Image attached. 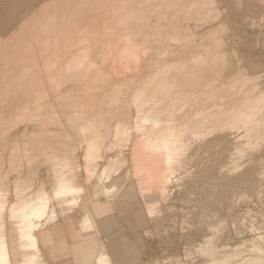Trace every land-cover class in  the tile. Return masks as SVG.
<instances>
[{
  "label": "bare ground",
  "instance_id": "obj_1",
  "mask_svg": "<svg viewBox=\"0 0 264 264\" xmlns=\"http://www.w3.org/2000/svg\"><path fill=\"white\" fill-rule=\"evenodd\" d=\"M100 4L111 12L108 17L97 9ZM214 5V0H0V32L9 35L0 39V136L8 142L0 148L7 151L9 144L11 162V185L0 183V264H130L123 254L131 236L126 225L144 228L142 234L151 238L175 233L155 250L167 258L155 255L140 264H264V223L252 209L264 207L263 79L261 73L245 75L244 68L221 76L218 68L229 61L225 55L221 60L227 51L221 53V45L218 50L224 42L217 38L229 27H222ZM95 6L96 20L89 12ZM64 13L68 22L73 19L69 33L62 29ZM83 13L94 23L105 15L112 26L103 22L109 32L100 31L109 37L113 27L118 38L113 32L107 40L100 31L94 35L88 25L86 32L102 39L82 38ZM43 17L52 19L42 22ZM214 19L224 29L217 37L210 30ZM203 26L211 32L203 28L204 42L212 46L198 41ZM54 31L61 35L54 38ZM62 33L70 38L60 41ZM1 109L8 112L3 121ZM42 151L53 165L45 163ZM36 154L52 165L51 188L41 179L33 183L32 168L21 175L22 159H28L26 170L43 163ZM80 169L93 190L88 209L80 208L86 193L77 181ZM190 218L196 226L191 233L184 227ZM115 221L122 233L111 229Z\"/></svg>",
  "mask_w": 264,
  "mask_h": 264
},
{
  "label": "rangeland",
  "instance_id": "obj_2",
  "mask_svg": "<svg viewBox=\"0 0 264 264\" xmlns=\"http://www.w3.org/2000/svg\"><path fill=\"white\" fill-rule=\"evenodd\" d=\"M216 1V2H215ZM219 1H220V5H219ZM263 1V0H262ZM260 2V0H258V1H256V0H214V3H216V5H214L213 6V8H214V10H216V9H218V11L220 12V10L222 11L223 10V13L222 12H220V14H219V12H217V11H215L214 13H217L216 15L218 16V17H221L220 19L219 18H217L218 20H219V22L220 21H222V22H220V23H222V27L223 28H225V27H229V29H228V31L230 32V34H229V32H227V29H223L225 32H226V34H225V32L223 31V30H221L222 28H220L221 27V25H220V23L219 22H217L218 20H215V21H212V23H211V25H210V23H208V24H206V26L208 27V25H210V26H216V25H214V24H217L219 27H215L216 28V30H215V28H214V30L212 29V27H210L209 29L212 31V33L213 34H211V32H209L210 30L208 29H206V26H203L202 27V29L200 30V32H202V30H203V28L204 29H206L207 30V32H206V30H203V32H204V34L205 33H208V34H211L212 36H214L215 34H216V36L215 37H217V33L218 34H220L219 33V31H223L224 32V36H222V33H221V36L220 35H218V41H221L223 44H221L220 42H218V44H217V48H218V50L219 51H221L222 50V48H223V51H221V53L222 52H224V50L225 51H227V53L226 52H224V53H222V55H221V60H225V58H224V55H225V57H226V59H227V61H225V62H228L227 64H225V65H223L222 67H223V69L225 68V66L227 67V68H225L224 70H222V69H220V68H222L221 66L218 68V70H220V74H222L221 76H223L224 78H227V77H231V76H233V75H235V74H237V72H239L240 70H241V68L243 69H245L246 71L244 72V69H243V73L246 75H252V76H256L257 74H258V76H259V73H261L260 74V76L258 77V79L259 80H261V79H263V80H261L260 82H262V83H260V82H257L258 80H255L257 83H260V84H262L261 86L262 87H264V58H263V55H264V2ZM59 2V1H58ZM245 2V3H244ZM225 3H228L227 5H225ZM255 3H258V4H255ZM253 4H254V7H253ZM259 4H261V11L258 9V7H259ZM101 5V4H100ZM100 5H98V6H100ZM103 5V4H102ZM100 6V7H98V6H95V7H93V8H91L90 10H89V12L90 13H92L93 11H91V10H96L95 8H97V9H99V10H101L102 9V12H103V10H104V12L103 13H105V8H106V6ZM257 5V6H256ZM216 6V7H215ZM224 6V7H223ZM232 6V7H231ZM103 7H105V8H103ZM257 7V9H255ZM101 8V9H100ZM249 8V9H248ZM225 9V10H224ZM247 9H248V12H247ZM253 9V10H252ZM254 9H255V11H254ZM111 9L109 8L108 9V7H107V9H106V12H108V11H110ZM227 10H229V12H227ZM252 10V11H251ZM225 11V12H224ZM89 12L86 14V15H89L90 16V14H89ZM101 12V13H102ZM254 12V13H253ZM259 12V13H258ZM94 13H96V12H94ZM94 13H92V14H94ZM101 13H100V11H99V13L98 14H100L101 15ZM111 13V12H110ZM110 13H105V14H108L107 15V17L109 16V14ZM229 13V14H228ZM249 13V14H248ZM69 13H67V15L64 13V15L62 16V18L61 19H63L64 18V16L66 17V24H67V22H68V15ZM220 16H219V15ZM246 15V16H249V18H247V19H249L248 21L247 20H243L244 18H245V16H242V15ZM122 15H123V13H122ZM233 15L234 16H237V15H240V16H237V17H233ZM59 16H61V14L60 15H58V17H56L57 19L59 18ZM80 16V15H79ZM84 16V20L85 21H87V23H86V25H84V26H82L83 27V29L82 30H80V31H82V34H83V30H85V28H86V26L88 25V26H93L94 27V29H93V31L91 30L92 28H90V30H88V31H91L92 32V34L93 33H95L94 35H96V33H97V31L99 32L100 31V29L101 30H103L104 28H106L107 26L106 25H104L106 22H111L110 20H108V18L105 16V15H103V17H104V21H103V17L102 16H100L101 18H99L100 19V21H101V24H100V21H98V22H96V23H94V21H93V19L92 20H90L92 17H90V18H86L85 19V14L83 13V15L81 16V18ZM91 16H93V18L96 20L97 18H98V15H97V13H96V15H91ZM94 16H96V17H94ZM216 17V16H215ZM230 17V18H229ZM250 17H251V19H250ZM260 17H263V18H260ZM46 18V17H45ZM45 18L43 17V19H41V21L43 22V20H44V22H46L47 21V19H50V17L49 18H46V21H45ZM70 18V17H69ZM52 19V18H51ZM50 19V20H51ZM57 19H53V22H54V26H56V24L58 25L59 24V21L57 20ZM60 19V20H61ZM71 19V18H70ZM90 20V22H88V20ZM98 19V20H99ZM223 19H225V22L223 23ZM240 19V20H239ZM246 19V18H245ZM49 20V21H50ZM64 20L65 19H63V23L65 24V22H64ZM71 20H73V19H71ZM70 20V21H71ZM79 20H82V19H79ZM245 21V23L244 22H242V21ZM0 21L2 22L3 20L2 19H0ZM57 21V22H56ZM69 21V22H70ZM94 23H92V22ZM1 22H0V24H1ZM48 22V21H47ZM68 22V24H70ZM104 22V24H102ZM214 22V23H213ZM229 22V23H228ZM240 22H241V24H240ZM252 22V23H251ZM3 23V22H2ZM63 23H62V25H63ZM89 23H90V25H89ZM219 23V24H218ZM249 23H251L252 25H253V23H254V25L255 26H253L252 28L251 27H249V25L250 26H252L251 24H249ZM65 25V28L61 25V24H59L60 25V29H61V26H62V29H66L67 27L68 28H70L71 29V25ZM91 24H93V25H91ZM110 25H111V23H109ZM113 24V23H112ZM242 24H246V26L245 25H243V26H241ZM248 24V25H247ZM257 24H258V26L260 27V28H258V26H257ZM97 25H102L101 27H103V28H101V27H99L97 30L95 29V27H97ZM238 25H239V27H238ZM112 26V25H111ZM225 26V27H224ZM240 26H241V28H240ZM56 27H59V26H56ZM85 27V28H84ZM52 28V27H51ZM67 28V29H68ZM74 28L75 27H73V30H74ZM88 28V27H87ZM86 28V29H87ZM217 28H219V29H217ZM235 28V29H234ZM66 29V30H67ZM111 29H113V30H110L109 28L108 29H106V30H110L111 31V36H112V32H113V36L115 37V38H118V35H116V33H117V30L118 29H115L114 30V28L113 27H111ZM239 29V30H238ZM54 30H56V29H54ZM65 30V31H66ZM78 30V31H79ZM94 30H95V32H94ZM236 30V31H235ZM57 31H58V28H57ZM57 31H54V33H53V36L55 35V34H57L58 32ZM62 31V30H61ZM68 31V33H69V29L67 30ZM66 31V32H67ZM87 30H85L84 32H86ZM105 33L106 32H109V31H105V30H103ZM217 31V32H216ZM49 32V31H48ZM53 32V29H51V31L49 32L50 34ZM55 32H57V33H55ZM101 32V31H100ZM102 33V35H103V37H105V39L107 40L108 38H110L111 36H106V35H104L105 33ZM203 32L201 33V36H199L198 38H199V40L198 41H200V45H202V46H206L207 45V42H206V40H205V42H204V37H207V35H203L202 36V34H203ZM215 32V33H214ZM237 32V33H236ZM45 32H43L42 34H44ZM47 33V32H46ZM61 32H59V36L61 35L60 34ZM64 33V32H63ZM62 33V36H61V39H60V37H59V40L61 41L62 39H63V37H67V36H65V34H67V33H65V34H63ZM101 33L99 34L100 36H102L101 35ZM228 33V34H227ZM232 33V34H231ZM250 33V34H249ZM251 33H252V35H251ZM118 34V33H117ZM254 34V35H253ZM16 35H18L17 33L16 34H14V36H16ZM47 35H48V33H47ZM58 35H56V36H58ZM88 35V36H87ZM90 35V36H89ZM93 35V36H94ZM98 35V36H99ZM108 35V34H107ZM227 35H230V38L231 39H229V41H228V44H227V41H226V38H229V36H227ZM49 36V35H48ZM52 36V34L49 36V37H51ZM56 36H54V38L56 37ZM83 36V37H82ZM84 36H85V38H87L88 37V39H90L91 38V34H88V32H86V34L84 33L83 35H81V37L82 38H84ZM92 36V37H93ZM98 36H96V37H98ZM99 36V37H100ZM198 36V35H197ZM196 36V37H197ZM219 36L221 37V38H219ZM231 36H233V37H231ZM252 36V37H251ZM257 36V37H256ZM7 38V37H9V35H5L4 36V34H2L1 32H0V39H2V38ZM69 37V36H68ZM67 37V38H68ZM114 37H112L113 39H114ZM209 38H210V35L208 36ZM51 38H53V37H51ZM70 38V37H69ZM101 38V37H100ZM100 38H94L93 37V39L95 40V39H100ZM197 38V39H198ZM232 38H233V40H232ZM256 38V39H255ZM66 39V38H65ZM92 39V38H91ZM92 39V40H93ZM102 39V38H101ZM113 39H111L113 42L115 41V40H113ZM205 39H207V38H205ZM58 40V43H60V41ZM117 40V39H116ZM230 40H232L231 41V44H234V45H232L231 46V44L229 43L230 42ZM257 40V41H256ZM63 41V40H62ZM208 41V40H207ZM225 41H226V44H225ZM254 41V42H253ZM111 42V41H110ZM110 42H108V43H110ZM203 42V43H202ZM263 42V43H262ZM54 43V42H53ZM51 44V46H53L54 44ZM115 43V42H114ZM206 43V44H205ZM209 43V42H208ZM220 43V44H219ZM96 44V43H95ZM92 44V45H94V46H98V44ZM102 43H100L99 45H101ZM104 44V43H103ZM110 44H112L113 46H114V44L113 43H110ZM205 44V45H204ZM230 44V45H229ZM210 45V44H209ZM209 45H207V46H209ZM219 45H221V47H219ZM229 45V46H228ZM102 46V45H101ZM105 46V45H104ZM210 46H212V44L210 45ZM215 46V45H214ZM234 46V48H235V51H237V54H236V52L234 51L233 52V49L231 50V48ZM252 46V47H251ZM226 47V48H225ZM262 47H263V49H262ZM228 48V49H227ZM221 49V50H220ZM229 53V54H228ZM231 53L232 54H234V55H231ZM228 54V55H227ZM235 54H236V57H235ZM223 56V57H222ZM231 56V57H230ZM234 56V57H233ZM233 57V59L234 58H237L238 57V59H236V60H233V59H231ZM247 57H249V58H247ZM251 57V58H250ZM256 59H254V58ZM251 59V60H250ZM220 60V63H222V61ZM234 61V64L237 66L236 67V71H235V66H234V68H233V65L234 64H232L233 63V61ZM238 60H240L241 61V63H240V65L238 64L240 61H238ZM232 61V62H231ZM236 61H238V63L236 62ZM248 61V62H247ZM255 61V63H253ZM231 62V63H230ZM261 62V63H260ZM246 64V65H245ZM253 66H252V65ZM256 64H259V65H257V66H259V67H256ZM263 64V65H262ZM222 65V64H221ZM239 67V68H238ZM249 70H248V69ZM237 69H239L238 71H237ZM222 71V72H221ZM256 71V72H255ZM225 74H224V73ZM230 72V73H229ZM254 74H256V75H254ZM251 76V77H252ZM261 76H263V77H261ZM256 77V78H257ZM255 77H254V79H256ZM261 78V79H260ZM253 80V79H252ZM251 80V81H252ZM17 98H19L18 96H16ZM15 97V98H16ZM27 97H25V98H21V99H26ZM11 99V98H10ZM13 99V98H12ZM28 99V98H27ZM14 100V99H13ZM23 100H21V102H23ZM19 101H20V99H19ZM17 99H15V102H19ZM26 101V100H25ZM1 110H3V109H1ZM4 112H5V110H3ZM3 111H1V116H2V114L4 115V116H2V121H3V118L4 117H7V115H8V112H3ZM7 114V115H6ZM1 118V117H0ZM6 119V118H5ZM1 120V119H0ZM24 126H25V123H21V125H20V127H22V128H24ZM52 128H54V126H51ZM0 129H1V126H0ZM3 129H4V127H2V131H3ZM5 130V129H4ZM0 134H1V131H0ZM2 141L4 142V143H8V142H6V141H4V139H1V136H0V143L2 144ZM52 141V140H51ZM107 144H109L110 143V140H106L105 141ZM48 145L49 144H53L54 142H51L50 143V141L48 142H46ZM46 143H45V146H48V145H46ZM0 144V145H1ZM4 145V144H3ZM55 145H57V144H55ZM5 146V145H4ZM1 147H2V145H1ZM7 147V146H6ZM6 147H3V148H5L7 151H3V149L2 148H0V156H2L3 157V159H2V163H5V164H3L4 166H2L3 167V169H1L0 168V170L2 171V172H0L1 174H0V179H1V181H3L4 179H2V177L3 178H5L4 176H3V174L2 173H4V171H5V174H7L6 175V177H7V180H6V182H1L0 181V183H1V185L3 184H7L8 183V186H10L11 185V182H10V171H8V168H9V166H11L9 163H11L10 162V159H9V163L7 164V158L9 157H7V155H8V153H9V144H8V148H6ZM51 147H56V146H51ZM263 148H264V145H263ZM4 149V150H5ZM80 151H79V155H82V148H80L79 149ZM5 152V153H4ZM263 152H264V149H263ZM3 153V154H2ZM38 153V152H37ZM109 153H111V152H109ZM39 154V153H38ZM42 154H43V151H42ZM40 155V156H43V158L46 160V162H45V160H42L41 158L39 159L37 156V154H36V157H37V159H39V161L38 160H36V161H38L39 163H41L42 161H43V163L42 164H44L43 166H42V164H36L34 161H32V163L34 162L35 163V166L36 167H38V169L37 168H35V166L33 167V164L32 163H30V164H32V166L30 167V168H28V169H30V170H26V167H28V164H25V162H24V160L26 161V159L24 158V159H22V170H21V175H24V174H27L28 175V171H29V173H31V168L32 169H34V171L36 172V173H34V171L32 170V176L31 175H29V177H34L33 175L35 174V178H34V180L33 179H31L30 178V182L32 183V180H33V183L35 184H37V182H39L40 181V179H41V182L44 180L45 182H48V183H50L49 185V187L51 188V185L53 184V175L51 174V172L49 171L50 170V168L52 167V165H53V161H52V159H49L47 156H45L44 154L43 155ZM39 156V157H40ZM2 157H0V158H2ZM30 157V156H29ZM28 157V158H29ZM36 157H32L33 159H36ZM32 159V160H33ZM4 160V161H3ZM27 161H28V159H27ZM26 161V162H27ZM48 161V162H47ZM51 161V162H50ZM30 162V161H29ZM47 163V165L48 164H51L52 163V165H49V166H47V165H45V163ZM50 162V163H49ZM79 162H80V164L81 165H83L84 164V162L81 160V159H79ZM2 165V164H1ZM0 165V166H1ZM27 165V166H26ZM40 165H41V167H40ZM26 166V167H25ZM50 167V168H49ZM6 170H7V173H6ZM37 174V175H36ZM77 175H78V183L80 184V185H82V186H85L86 187V193L84 194V195H82L81 197H82V202H81V204H80V208H86V209H88V208H90V206H91V204L90 203H92V201L94 200V196H93V194H92V189L90 188V186L88 187V185H87V183H86V181H84V180H86V173H85V170H83V169H80L78 172H77ZM236 175H238V173L236 174ZM83 177H85V178H83ZM36 180H37V182H36ZM29 181V180H28ZM10 182V183H9ZM27 182V181H26ZM43 183V182H42ZM47 183V184H48ZM7 185H4L3 187L5 188ZM37 185H35V187H36ZM7 188V187H6ZM10 188V189H9ZM175 189V188H174ZM11 190V187H8V191H10ZM184 190V188L183 189H181V190H179V191H183ZM178 189H176L174 192H173V195L175 196V197H177L178 196ZM180 193V192H179ZM219 201L218 202H223L224 203V200L222 201L220 198L218 199ZM223 203H221V204H223ZM244 204L243 203H241L239 206L241 207V206H243ZM252 209H253V212H254V216H256L255 218L258 220V222H263L264 223V207H261V206H258V207H256V206H252ZM78 212V211H77ZM262 217V218H261ZM187 224V223H186ZM185 224V231H187V232H189V233H191V232H194L195 231V219L194 218H190L189 220H188V225H189V227L187 226ZM192 227H191V226ZM180 226V225H179ZM178 226V227H179ZM126 227V232L125 233H127L128 235H131V236H129V240H132V241H129L128 240V244H129V246L126 248V250L124 251V253L123 254H126L127 255V257H128V260H129V262H130V264H140L141 262H143L144 260H148V259H152V258H154V256L156 255V257H158L159 258V260H163V259H165V258H167V256L168 255H163V254H160V253H156L155 252V250H157L158 248V246H159V243L161 242V241H163V240H166L167 238H169V237H172V235H174L175 233L174 232H172L171 234H169L170 236H165V235H163V234H158V235H155L154 236V238H151V237H148V236H144L142 233H143V230H144V228H139V227H133V226H129V225H126L125 226ZM133 227V228H132ZM191 227V228H190ZM119 228V231L122 233V231H123V228H122V226H121V222H119V221H115L112 225H111V229H118ZM180 228V227H179ZM135 235H134V234ZM129 242H131V243H129ZM132 244H134V247H133V245ZM133 248V250H131ZM132 251H133V253H132ZM135 252V253H134ZM137 253H138V255H137ZM173 253H175V252H173ZM174 255H176V254H172V256H174ZM131 258H130V257ZM175 257V256H174ZM200 261V260H199ZM172 262H175V260H173Z\"/></svg>",
  "mask_w": 264,
  "mask_h": 264
},
{
  "label": "snow or ice",
  "instance_id": "obj_3",
  "mask_svg": "<svg viewBox=\"0 0 264 264\" xmlns=\"http://www.w3.org/2000/svg\"><path fill=\"white\" fill-rule=\"evenodd\" d=\"M63 194V192H58L57 193V196H60V195H62ZM43 213H44V209L42 210V214L41 213H36L35 214V218H41L42 216H43Z\"/></svg>",
  "mask_w": 264,
  "mask_h": 264
}]
</instances>
